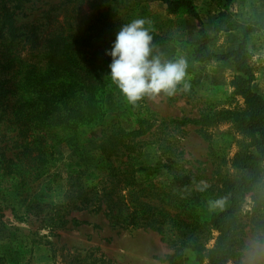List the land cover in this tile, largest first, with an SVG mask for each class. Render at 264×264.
I'll return each mask as SVG.
<instances>
[{"label":"rangeland","instance_id":"rangeland-1","mask_svg":"<svg viewBox=\"0 0 264 264\" xmlns=\"http://www.w3.org/2000/svg\"><path fill=\"white\" fill-rule=\"evenodd\" d=\"M177 1V0H173ZM199 17L196 20L186 8L170 12L160 0H24L16 11L17 27L34 26L40 38L49 28L56 32L67 48L64 52L75 66L84 67L89 79L96 75L104 85L105 124L102 127H85L74 132H59L49 143L53 152L55 170L27 186L8 176L7 160L0 165V258L7 264H170L167 257L175 247L184 260L179 264H207L204 255L181 247V241L190 234L184 232H158L141 228L118 229L112 227L101 214L74 212L65 219L61 212L52 213L50 206L63 203L66 172L73 165H85L83 179L96 175L103 163L94 153L92 145L103 133L117 134L140 130L143 135L132 142L143 155L139 165L154 169L153 174L186 176L193 185L207 187L203 192L202 206L197 210L202 223H206L203 236L207 249L215 243L217 234L208 226L212 215L226 205L215 204L221 193V180L238 175L230 161L241 149L243 138L233 125L221 122L213 126H179L174 120L199 119L201 115L223 111H241L244 100L234 93L232 82L237 75L232 60L212 59L198 62L194 52L203 31L210 42L207 49L223 56L237 49L244 36L248 59L254 77L251 89L264 98V0H190ZM151 21V32L162 39L155 46V54L163 61L183 58L187 67L185 78L173 95L166 93L145 96L133 107L112 83L108 66L90 61L89 52L98 47L94 42L84 43V36H99L108 31L118 32L121 26L133 19ZM50 22V23H49ZM50 26V27H49ZM48 27V28H47ZM31 30H25L29 33ZM74 35L70 39L68 36ZM73 36V37H74ZM109 50L115 37L107 36ZM26 46L23 57L40 59L42 54ZM105 50V51H106ZM36 55H39L37 57ZM111 58V57H110ZM190 85L185 91L183 85ZM10 112V111H9ZM1 113L0 120L9 119ZM16 133L12 126L0 123V150L11 158L15 153ZM63 175V176H62ZM90 181V180H88ZM195 182V183H194ZM210 202H213L210 204ZM252 201L248 197L242 207L245 247L241 259L230 264H264V241L250 217ZM53 218L51 221L50 219ZM75 219L82 224L70 222ZM67 220L66 228L59 226ZM177 243L174 247L172 243Z\"/></svg>","mask_w":264,"mask_h":264},{"label":"trees","instance_id":"trees-1","mask_svg":"<svg viewBox=\"0 0 264 264\" xmlns=\"http://www.w3.org/2000/svg\"><path fill=\"white\" fill-rule=\"evenodd\" d=\"M23 1L0 0V110L10 117L0 123L12 126L16 133L15 153L8 158L7 151L0 150V165L6 160L12 163L10 168L4 169L7 175L27 186L49 177L54 170L57 177L61 175L52 163L51 137L59 132L102 127L106 110L101 79L96 75L89 79L84 67L74 65L64 52L67 47L56 32L57 26L49 28L51 31L40 38L34 26L28 27L31 31L27 34L25 30L28 29L16 26V11L21 9ZM160 1L172 13L186 8L199 21L190 0ZM116 33L108 31L99 36H84V43L98 44L95 49L84 52L90 61L103 66L110 64L111 58L105 55L106 38L108 35L114 38ZM200 34L202 39L194 52L195 60L202 63L212 59L232 60L237 72L232 87L245 105L241 111L172 121L175 125L193 127L226 122L243 138L241 149L230 161L238 175L221 180L219 201L226 208L214 213L208 223L217 234L213 247L206 248L207 240L202 235L206 223H202L197 214L204 196L200 191L202 186L193 185L192 180L175 173L169 179L159 180L164 175L153 174L154 169L139 165L143 152L132 141L143 135L140 130L103 133L94 141L92 150L103 159L100 169L91 178L83 179L86 166H71L64 178L63 203L50 206L52 213L59 216L62 212V219H65L74 212L88 211L103 215L118 229L184 232L190 235L181 241V247L204 255L207 264H230L241 259L240 251L245 247L242 207L249 197L252 207L247 217L252 220L257 237L264 241V98L251 89L254 72L245 47L246 37L231 53L216 56L207 49L208 36L203 31ZM151 35L153 45H161L162 39L154 32ZM73 36L68 38H75ZM26 46L40 54L43 51L42 58L23 57ZM70 222L82 224L73 218ZM67 224V220H60L59 226L66 228ZM168 242L174 247L177 245ZM175 249L166 258L170 264L184 260L180 248L176 246ZM0 264H7V261L0 258Z\"/></svg>","mask_w":264,"mask_h":264},{"label":"clouds","instance_id":"clouds-1","mask_svg":"<svg viewBox=\"0 0 264 264\" xmlns=\"http://www.w3.org/2000/svg\"><path fill=\"white\" fill-rule=\"evenodd\" d=\"M150 24L151 21L144 18L124 24L116 33L111 48L105 52L111 57L108 67L112 83L133 107L147 95L156 96L162 92L173 95L185 78L187 63L183 58L174 62L163 61L159 54H155L151 29L146 27ZM189 87L187 83L183 85L185 91ZM201 184L200 191H204L207 185L203 181Z\"/></svg>","mask_w":264,"mask_h":264}]
</instances>
